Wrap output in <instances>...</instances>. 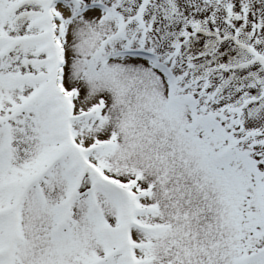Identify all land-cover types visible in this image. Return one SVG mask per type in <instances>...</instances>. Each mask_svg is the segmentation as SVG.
I'll return each mask as SVG.
<instances>
[{
	"label": "snow or ice",
	"instance_id": "obj_1",
	"mask_svg": "<svg viewBox=\"0 0 264 264\" xmlns=\"http://www.w3.org/2000/svg\"><path fill=\"white\" fill-rule=\"evenodd\" d=\"M0 264H264V0H0Z\"/></svg>",
	"mask_w": 264,
	"mask_h": 264
}]
</instances>
